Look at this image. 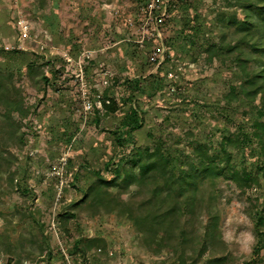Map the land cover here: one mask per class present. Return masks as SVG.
Segmentation results:
<instances>
[{"label": "rangeland", "instance_id": "rangeland-1", "mask_svg": "<svg viewBox=\"0 0 264 264\" xmlns=\"http://www.w3.org/2000/svg\"><path fill=\"white\" fill-rule=\"evenodd\" d=\"M67 1L73 2L70 7ZM153 1L154 12L166 15L159 25L166 54L157 66L149 54L158 40L142 47L135 41L151 0H0V67L15 72L13 82L27 111L23 141L10 145L7 162L0 165V260L5 264H180L177 253L144 247L125 215L71 206L95 181L94 170L109 175L105 161L128 152L113 132L129 108H137L142 118L132 134L135 146L153 148L160 140L178 161L185 160L193 141L215 145L222 133L239 126L249 131L254 110L236 99L227 104L223 97L237 82L235 67L209 60L205 52L207 42H218L224 30L217 16H240V9L224 0ZM194 13L199 26L187 39L183 22ZM225 30L231 40L232 27ZM134 80L138 87L131 86ZM110 98L117 109L107 114L101 102ZM231 155L259 183L244 192L223 179L213 190L207 181L202 184L206 200L209 194L212 200L196 211L194 223L201 230L215 213L220 239L185 264L219 256L225 257L219 264H241L251 256L249 212L264 196L258 168L264 158L253 140ZM121 196L143 197L135 195L134 186ZM65 211L74 216L61 223ZM95 236L103 247L71 254L74 239Z\"/></svg>", "mask_w": 264, "mask_h": 264}, {"label": "trees", "instance_id": "trees-1", "mask_svg": "<svg viewBox=\"0 0 264 264\" xmlns=\"http://www.w3.org/2000/svg\"><path fill=\"white\" fill-rule=\"evenodd\" d=\"M224 1L227 6H237L241 14L217 16L224 30L218 42H207L205 52L209 60L229 61L235 67L237 82L229 86L223 97L227 104L236 99L239 103L246 102L249 109L254 110L255 116L248 121L249 131L239 126L236 132L222 133L215 145L193 141L185 160L178 161L160 140L153 148L135 146L132 134L141 126L142 118L137 108H129L113 132L118 146L130 147L128 152L117 159L111 157L105 161L103 167L109 175L103 176L99 170H94L95 181L71 205L72 209H91L94 214L116 212L125 215L140 234L144 247L150 251L166 248L177 253L180 264H185L187 258L195 262L206 251L208 244L213 245L220 239L215 213L202 226V232L194 223L196 211L208 208L212 200L211 194L206 200L202 184L207 181L213 190L215 182L223 179L244 192L257 185L259 178L244 166L239 167L233 161L231 150L245 147L253 140L259 155L264 158V0ZM196 19L195 13L184 19L183 31L187 39L197 33L198 28L195 27L199 23ZM227 27H232L235 34L231 40L224 37ZM189 42L193 43L192 39ZM14 73L0 67V165L7 162L10 145L16 146L23 141L21 120L26 117L27 111L22 90L13 82ZM156 83L152 80L150 85L156 87ZM134 85L139 86L137 80L131 86ZM101 104L107 114L117 109L111 98ZM258 168L264 174V160ZM131 186L135 187V195L142 194L143 197L124 200L121 195ZM254 202L257 205L249 212L254 243L250 258L241 264H262L264 260V196L259 203L257 199ZM73 216V213L65 211L59 214V219L65 223ZM94 246L103 247L98 236L77 237L72 243L71 254L83 256ZM47 257L50 258L49 253ZM224 260V256H219L205 264H219Z\"/></svg>", "mask_w": 264, "mask_h": 264}, {"label": "built area", "instance_id": "built-area-1", "mask_svg": "<svg viewBox=\"0 0 264 264\" xmlns=\"http://www.w3.org/2000/svg\"><path fill=\"white\" fill-rule=\"evenodd\" d=\"M166 2L167 0H164L163 4L164 3L166 4ZM155 9H156L155 2L151 0L150 4L147 6V11L145 12L144 19L139 24L138 29L140 28L141 31L138 34L137 39L135 41L136 43H138L140 47H142L145 44V42H147V40L151 38L158 40V43L151 48L149 54L150 63L157 66L164 60L166 54V50L162 44V32L159 29V25L162 24L164 17L166 15H165V10L164 11L161 10L162 12L155 13L154 12ZM0 264H5V263L2 260H0Z\"/></svg>", "mask_w": 264, "mask_h": 264}, {"label": "crops", "instance_id": "crops-1", "mask_svg": "<svg viewBox=\"0 0 264 264\" xmlns=\"http://www.w3.org/2000/svg\"><path fill=\"white\" fill-rule=\"evenodd\" d=\"M92 1H93V0H92ZM66 3H67V6L70 7V3H73V2H69V1H67ZM103 5L107 6L108 4H107V3H104ZM128 20H129V19H128ZM130 22H131V21H130Z\"/></svg>", "mask_w": 264, "mask_h": 264}]
</instances>
